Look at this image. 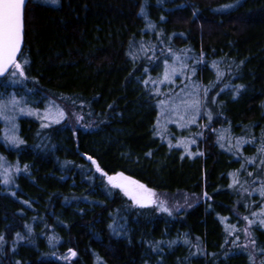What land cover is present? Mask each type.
Returning a JSON list of instances; mask_svg holds the SVG:
<instances>
[{
  "label": "trees",
  "instance_id": "16d2710c",
  "mask_svg": "<svg viewBox=\"0 0 264 264\" xmlns=\"http://www.w3.org/2000/svg\"><path fill=\"white\" fill-rule=\"evenodd\" d=\"M174 53L201 106L190 147L184 129L175 136L161 118L169 87L145 83ZM18 62L25 76L13 91L27 109L55 104L86 122L20 116L15 148L0 129L9 171L8 183L0 174V264H255L241 241L244 217L255 221L264 264V224L251 215L260 199L236 190L264 146V0H28ZM119 172L208 201L178 213L133 209L105 179Z\"/></svg>",
  "mask_w": 264,
  "mask_h": 264
},
{
  "label": "rangeland",
  "instance_id": "374dc122",
  "mask_svg": "<svg viewBox=\"0 0 264 264\" xmlns=\"http://www.w3.org/2000/svg\"><path fill=\"white\" fill-rule=\"evenodd\" d=\"M170 58L171 59L169 61H168V59H166L161 63L160 75L157 78L149 80L148 83L151 86H165L166 88L169 87V90L166 93L160 92L161 96H163L162 100L165 101L164 106H161V118L166 125L167 124L168 125H170V124L175 125V128L177 129V131H176L177 133L174 132V133H176L175 136H177L178 133H180L179 130L184 129L185 135L189 136V138H188L189 141H187L185 139H180V141H182L183 143H186L187 145L186 144L185 145L187 147L188 146L189 147L195 146L198 139L200 138V132H202L201 130L198 129V127L200 126V123L197 122L200 120V118L198 117L199 110L197 112L191 108H187L186 104L182 103V102H189L190 103L191 101L198 99L199 96H196L197 87L190 80L191 72H189L187 74L188 80L186 77V81H182L183 78L186 76L184 74L186 67L183 65L182 66V72H181V69H180L181 68V65H180L181 62H180L179 54L174 53V54L170 55ZM149 59L153 60V57L150 56ZM166 62H167V65L169 67L174 66L176 68V74L172 75L170 77L169 81L161 82V80L163 79ZM179 70H180V73H179ZM13 71H15L14 67H13ZM178 76L181 77L180 81H182L183 86L180 85L181 82H179V84H177V81H175L174 78H176ZM19 78H22V77L19 76ZM17 81L18 80L16 78V75L11 74L9 76V78L4 82L6 87L10 88L9 93L7 95H1L0 96V107H2L4 104H7V108L3 110V115H0V122H1L0 129L2 131L1 132V139H3L12 148H15L19 144L18 142H14L11 139V137L17 138V133H16L17 119L20 116L30 115V116L35 117L36 119L42 120L47 125L57 124V123L51 122L50 120L42 119L41 117H44L46 114L56 115L57 109H59V110H63V112H64V117H63V119L60 120V122H66L73 127L74 126H85L86 120H85V117L82 114V112L77 111V110L72 111V110H69L68 108H64V107H63V109L62 108L60 109L58 107V105H55V104H49L44 109L39 110V111L33 110L32 114H29L30 109L29 108L27 109V106L24 105V102L28 103V98L26 96L18 97L15 95V93L13 91V88L16 86ZM12 99L17 100L20 103L18 105L13 106L11 103H9ZM212 106L213 105H211L210 107L208 106L207 110L208 111L216 110L215 107H212ZM21 109H23V111H21ZM173 109H175V111H173ZM46 110H49L48 113H46ZM181 116H184L185 119L181 120L180 119ZM193 116L195 117V123L190 122L192 120ZM5 117H7V119H5ZM211 121H212V119L209 116L208 119L206 120L207 126L211 125L210 124ZM196 127H197V131H194V128L196 129ZM169 135H171V134H169ZM17 140H18V138H17ZM192 141H195V142L192 143ZM186 152H187V150H186ZM258 158H259L258 162L254 163V164H249V166H246V167L241 169L240 179L238 181V186L236 188V190H238V192H240L242 197L245 194L250 195V196H253L254 194H256V197L258 199H260L258 201V204L256 203V205H257L256 207H258V210L254 211L257 213H259L261 210V207L264 206V197H262L260 195L261 185L264 184V165L261 164V160L264 159V153L260 152V156ZM92 166L95 169H97L95 163H93ZM5 169L6 168L1 169V173H0L1 175L3 174L4 177H5ZM11 171L12 170H10V172ZM17 172H18V170L15 169L14 171H12L10 173V176L14 173H17ZM249 173H252V175L249 176L248 175ZM8 174H9V171L7 172V175ZM129 186L133 189L135 188V185L129 184ZM147 189H149V188H147ZM127 200L129 201V203L133 209H135V208H152V209H155L156 211H161L160 205L162 204L163 207L167 209V211H165V212H170V213H178L182 210H186L188 208H191V207H193V206H195L201 202L208 201L207 197L204 196V194H190V193H182V192L169 194V193L157 192L154 190H151L152 202L149 203L148 205L141 206V204L137 205L135 203V201H133V200L131 202L130 201L131 199L129 200L127 198ZM249 204H250L249 201H245V203H244L245 206H243V208L244 207L248 208L250 206ZM262 218H264V217H262ZM245 229H247L248 232H250L249 231V223L246 220H243V226H242V230H241L242 244L252 254L254 263L258 264L256 258L254 257L253 243L251 240V235H247L245 232Z\"/></svg>",
  "mask_w": 264,
  "mask_h": 264
},
{
  "label": "snow or ice",
  "instance_id": "6c2138e0",
  "mask_svg": "<svg viewBox=\"0 0 264 264\" xmlns=\"http://www.w3.org/2000/svg\"><path fill=\"white\" fill-rule=\"evenodd\" d=\"M51 3L55 4L57 0H50ZM24 8H25V0H0V74H4L10 70L11 67H14L15 71L12 72L13 75L18 74L20 77L25 76V70L21 63L18 62V53L21 49V42H22V34H23V28H24ZM176 74V68L174 66L169 67L166 62L165 71L163 75V79L161 82L169 81L170 77L172 75ZM147 84L148 81H145ZM242 87V86H240ZM157 94H159L157 90ZM9 103H11L13 106L18 105L20 102L12 99ZM161 106L165 104V101L159 102ZM186 104L187 108H191L198 112L200 102L199 99L193 100L190 103L189 102H182ZM7 108V104H4L2 107H0V115H3V110ZM23 111V109H21ZM49 110H46V113H48ZM175 111V109H173ZM29 114H32V110H29ZM64 117L63 110L57 109L56 115L52 114H46L44 117H41L45 120H50L54 123H59L61 119ZM7 119V117H5ZM181 120L185 119L184 116L180 117ZM191 123H195V117L193 116ZM42 126H47L46 124ZM223 138V137H221ZM11 139L14 142L23 143V141H18L17 138L11 137ZM195 141H192L194 143ZM246 142V141H245ZM179 146V145H178ZM259 152L264 153V147H261L258 149ZM191 155V153H189ZM2 159V158H0ZM89 159H92L89 157ZM249 163L252 161L249 160ZM95 163V161H93ZM261 164L264 165V159L261 160ZM27 166L25 165V168ZM243 167V165H242ZM19 170V169H17ZM97 171H100L99 167H97ZM249 176L252 175V173L248 174ZM109 183L113 185V187H119L121 188L126 195L130 196L133 201H135L138 204H141L143 206L146 203H151V189L145 188L144 185L138 184L136 181H130V178L124 177L122 173H117L115 176H108ZM4 183H8V177H7V169H5V179L3 180ZM127 182V183H125ZM237 181L234 180L233 183H236ZM129 184L135 185V188L129 187ZM260 195L264 197V184L261 185L260 188ZM161 210L167 211L166 208L163 207V205H160ZM254 217H264V206L261 207V210L259 213L252 212L251 214ZM245 220L248 221L249 225L254 223L255 221L249 219L248 217H244ZM260 223L264 224V218L260 219ZM228 226L226 225V228ZM232 228H235V226H231ZM245 232L247 235H250V232H248L247 229H245ZM18 238L20 237V234L17 233ZM3 237H0V240H2ZM255 243V241H252ZM264 251V250H262ZM70 256H75L76 253L69 249Z\"/></svg>",
  "mask_w": 264,
  "mask_h": 264
},
{
  "label": "water",
  "instance_id": "95a60500",
  "mask_svg": "<svg viewBox=\"0 0 264 264\" xmlns=\"http://www.w3.org/2000/svg\"><path fill=\"white\" fill-rule=\"evenodd\" d=\"M27 2H28V0H25V6H26V4H27ZM24 10H25V8H24ZM23 42H24V28H23V34H22V42H21V49H20V52H21V50H22V47H23ZM20 52L18 53V56H19V54H20ZM12 68V67H11ZM11 68H10V70H11ZM9 70V71H10ZM8 71V72H9ZM8 72H6V73H4V74H0V78H3L5 75H7L8 74ZM119 173H122V172H119ZM117 173H115V174H111V175H105V179H106V181H107V183L110 185V186H112L113 187V185L111 184V183H109V180H108V176H115ZM123 174V176L124 177H128V178H130V181H135L133 178H131L130 176H128V175H126V174H124V173H122ZM125 183H127V182H125ZM130 187V186H129ZM114 188H117L118 190H120L121 192H123V194L125 195V196H128V195H126L125 194V192L121 189V188H119V187H114ZM149 203H146V204H144V205H148Z\"/></svg>",
  "mask_w": 264,
  "mask_h": 264
},
{
  "label": "flooded vegetation",
  "instance_id": "af4514ba",
  "mask_svg": "<svg viewBox=\"0 0 264 264\" xmlns=\"http://www.w3.org/2000/svg\"><path fill=\"white\" fill-rule=\"evenodd\" d=\"M129 200L131 199L130 196H126ZM132 202V199L130 200ZM136 203V202H135ZM137 205H139L138 203H136Z\"/></svg>",
  "mask_w": 264,
  "mask_h": 264
}]
</instances>
